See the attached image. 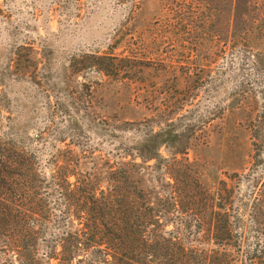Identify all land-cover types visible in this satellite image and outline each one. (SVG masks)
<instances>
[{
  "label": "rangeland",
  "instance_id": "rangeland-1",
  "mask_svg": "<svg viewBox=\"0 0 264 264\" xmlns=\"http://www.w3.org/2000/svg\"><path fill=\"white\" fill-rule=\"evenodd\" d=\"M255 1L241 15L230 13L231 0H0V139L27 149L46 177L69 152L99 171L161 128L188 134L176 157L210 191L223 181L232 188L240 238L252 250L253 201L264 204V0ZM105 55L135 62L116 60L118 72L107 75ZM171 149L159 153L170 158ZM133 161L154 193L172 183L154 159ZM39 197L49 219L35 259L47 264L61 203L53 191ZM5 247L0 264H20Z\"/></svg>",
  "mask_w": 264,
  "mask_h": 264
},
{
  "label": "trees",
  "instance_id": "trees-1",
  "mask_svg": "<svg viewBox=\"0 0 264 264\" xmlns=\"http://www.w3.org/2000/svg\"><path fill=\"white\" fill-rule=\"evenodd\" d=\"M252 2L258 5L255 0H231L230 13L242 15ZM101 59L110 61L100 67L107 75L118 72L116 60L127 66L135 62L118 55ZM261 117L264 120V110ZM163 144L171 146L170 158L160 155ZM188 145V134L176 137L161 128L138 145L117 150L99 171L97 162H83L82 169L69 152L45 177L27 149L0 139V257L9 244L19 253L20 264H41L35 254L49 214L39 195L53 191L60 195L61 206L53 221L58 231L43 247L47 264L50 259L56 264H234L242 253L246 264H264L263 201H253L251 218L259 241L249 251L240 238L243 230L237 225L232 188L223 181L210 191L192 163L176 157L184 155ZM135 158L143 163L154 159L153 170L169 174L173 181L162 195L145 185ZM70 176L76 180L70 182ZM164 223L172 228L165 230Z\"/></svg>",
  "mask_w": 264,
  "mask_h": 264
}]
</instances>
